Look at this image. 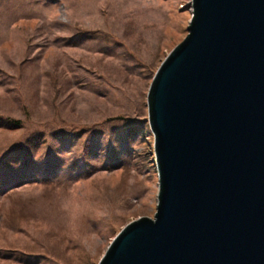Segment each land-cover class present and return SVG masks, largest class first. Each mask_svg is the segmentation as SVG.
I'll return each mask as SVG.
<instances>
[{
    "label": "rangeland",
    "instance_id": "1",
    "mask_svg": "<svg viewBox=\"0 0 264 264\" xmlns=\"http://www.w3.org/2000/svg\"><path fill=\"white\" fill-rule=\"evenodd\" d=\"M191 3L0 0V264H99L154 217L146 90Z\"/></svg>",
    "mask_w": 264,
    "mask_h": 264
},
{
    "label": "water",
    "instance_id": "2",
    "mask_svg": "<svg viewBox=\"0 0 264 264\" xmlns=\"http://www.w3.org/2000/svg\"><path fill=\"white\" fill-rule=\"evenodd\" d=\"M147 88L158 198L99 264H264V0H192Z\"/></svg>",
    "mask_w": 264,
    "mask_h": 264
},
{
    "label": "trees",
    "instance_id": "3",
    "mask_svg": "<svg viewBox=\"0 0 264 264\" xmlns=\"http://www.w3.org/2000/svg\"><path fill=\"white\" fill-rule=\"evenodd\" d=\"M100 155H101V154H100ZM102 155H106V154H102ZM112 155H115V153L112 152L111 156H112ZM111 156H108L107 158H109V157H111ZM100 157H101V156H100ZM112 157H113V156H112ZM103 159H105V156H102V160H103Z\"/></svg>",
    "mask_w": 264,
    "mask_h": 264
}]
</instances>
